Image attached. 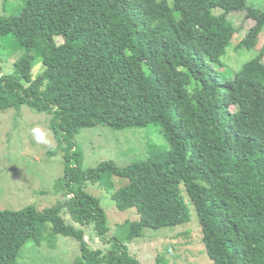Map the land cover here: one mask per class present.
I'll list each match as a JSON object with an SVG mask.
<instances>
[{
    "label": "trees",
    "instance_id": "1",
    "mask_svg": "<svg viewBox=\"0 0 264 264\" xmlns=\"http://www.w3.org/2000/svg\"><path fill=\"white\" fill-rule=\"evenodd\" d=\"M248 2L25 0L16 14L0 15V40L11 37L14 53L22 52L15 76L0 68V111L28 105L49 116L63 153L66 197L41 213L32 206L0 210V264H18L28 239L40 244L45 238L46 224L50 239L80 242L82 256L74 264H141L125 242L145 229L188 223L185 195L214 264H264V45L232 79L216 69L224 67L238 31L231 13L254 21L236 49L258 45L264 10ZM37 58L43 70L35 77ZM96 125H158L170 149H151L127 166L109 161L84 170L76 137ZM115 176L128 183L114 191ZM88 183L110 193L118 210L135 209L139 216L121 225L125 233L110 239L105 253L90 250L85 231L61 216L91 226L107 243L106 212L86 192Z\"/></svg>",
    "mask_w": 264,
    "mask_h": 264
},
{
    "label": "rangeland",
    "instance_id": "2",
    "mask_svg": "<svg viewBox=\"0 0 264 264\" xmlns=\"http://www.w3.org/2000/svg\"><path fill=\"white\" fill-rule=\"evenodd\" d=\"M24 4L25 0H0V15L16 14ZM248 4L264 10V0H249ZM221 13V9L213 10L215 15ZM228 19L238 31L222 57L224 67H216L226 80L232 79L234 72L239 71L244 63L256 58L264 45L263 32L255 49L237 50L236 46L254 21L246 18L245 12L231 13ZM11 39L0 40V68L4 75L15 76L17 69L14 63L22 52L14 53ZM58 42L63 40L58 38ZM42 70L41 60L37 58L33 62V76L36 77ZM76 142L84 153V170L109 161L127 166L145 160L151 149L161 152L170 149L164 130L158 125L125 130L96 125L82 129ZM51 151L55 152L50 154ZM63 177V153L58 149L50 129L49 116L28 105L0 111V210H21L32 206L37 212H44L66 198ZM112 180L114 191L128 183L116 176ZM85 190L100 201L106 212L110 228L107 243L94 235L91 226L77 225L66 212H62L61 216L67 225L85 231V241L90 250L105 253L112 246L110 239L125 233L121 225L126 221H137L139 216L135 209L118 210L110 193L99 184L88 183ZM185 201L190 211L188 223L158 230L145 229L141 237L125 242L129 254L141 264H214L202 242L198 215L187 195ZM50 232L51 224H46L43 227L45 238L40 244L28 239L18 253L17 263L74 264L82 256L80 242L63 235H57L52 240L48 237Z\"/></svg>",
    "mask_w": 264,
    "mask_h": 264
},
{
    "label": "clouds",
    "instance_id": "3",
    "mask_svg": "<svg viewBox=\"0 0 264 264\" xmlns=\"http://www.w3.org/2000/svg\"><path fill=\"white\" fill-rule=\"evenodd\" d=\"M37 138L39 139L40 137L38 136Z\"/></svg>",
    "mask_w": 264,
    "mask_h": 264
}]
</instances>
